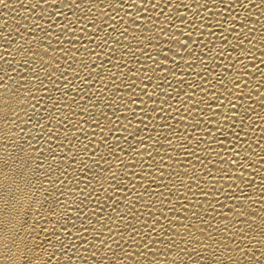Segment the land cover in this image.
Masks as SVG:
<instances>
[{"label":"bare ground","instance_id":"1","mask_svg":"<svg viewBox=\"0 0 264 264\" xmlns=\"http://www.w3.org/2000/svg\"><path fill=\"white\" fill-rule=\"evenodd\" d=\"M72 3L0 4V264H264V0Z\"/></svg>","mask_w":264,"mask_h":264},{"label":"snow or ice","instance_id":"2","mask_svg":"<svg viewBox=\"0 0 264 264\" xmlns=\"http://www.w3.org/2000/svg\"><path fill=\"white\" fill-rule=\"evenodd\" d=\"M4 3H5V0H0V4H4ZM5 6H7V5H5ZM65 6H67V5H65ZM72 6H73V7H79V4L75 3V0H73ZM241 6H242V7H247L248 5H247V3H242ZM45 52H47V49H45ZM165 58H166V56H165ZM57 67H59V65H57ZM43 86H44V85L41 83V87H43ZM29 106H30V105H29ZM85 111H86V110H85ZM25 114L27 115L26 110H25ZM13 115H15V113H13ZM55 118H56V117H52V119H55ZM17 119H19V117H17ZM30 122H31V121H30ZM94 122H95V121H94ZM13 123H15V122L13 121ZM34 127H40L41 130H43V125H41V124L39 123V121H37L36 124H34ZM20 131L23 132V129H21ZM17 135H19V133H17ZM34 139H35V137H34ZM105 139H106V138H105ZM126 140H127V137H125V141H126ZM141 143H142V141H141ZM28 147H29L30 149H34V145L31 144V143H29ZM130 147H131V150H132V151H137V150L135 149L134 146H130ZM120 150L123 151V149H120ZM85 151H86V147H85ZM109 151L112 152L113 155H115V153H114L111 149H109ZM54 158H55V157L53 156V159H54ZM71 158H72L73 160H75V154H73ZM97 164H98V162H97ZM36 167H37V169H41V168H43V164H42V163H38V164L36 165ZM50 171H51V169H50ZM61 174H63V173H61ZM109 175H111L112 179H116V175H115L114 173H109ZM13 199H15V196H13ZM47 199H48L47 196H45V202H47ZM36 203L40 204L41 202H40V201H36ZM65 207H66V203H65V202H63V201H61V200H59V199H55V200H54V203H52V204H50V205L48 206V213H49L50 215L54 216V217H57V222H59V219L62 218V217L65 215V213H64V211H63V210L65 209ZM68 207H70V206H68ZM76 207L79 208V205H77ZM21 227H22V225H21ZM4 238H5V239H11V243H12V245H13L14 247H17L16 239H15L14 236H12V237L5 236ZM238 238H239V237H238ZM109 239H110V237H109ZM149 239H151L150 236H149ZM165 240H166V237L163 238V239H160L159 242H160V243H164ZM134 242H135V243H140V241H138V240H136V241H134ZM100 244H101V245H105V241L101 240V241H100ZM145 247L148 248L149 245H145ZM166 247H167V245H166ZM201 247H207V246H206V245H201ZM224 247L227 248V245H224ZM109 250H111V249L109 248ZM170 250H171V249L169 248V251H170ZM179 251H183V250L181 249V250H179ZM179 251H178V253H177L178 255H179ZM94 255H95V254H94ZM114 255H115V253H114ZM125 255H127V253H125ZM213 257H214V259H213L212 264H223V261H221L220 258H219V256H217L215 253H213ZM13 264H16V262L13 261ZM101 264H103V262H101ZM112 264H118V262L113 261ZM170 264H176V261L173 260V261L170 262ZM231 264H238V262H236V261H232ZM257 264H258V262H257Z\"/></svg>","mask_w":264,"mask_h":264}]
</instances>
